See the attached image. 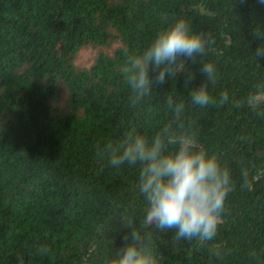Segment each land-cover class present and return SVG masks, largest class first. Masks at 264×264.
I'll return each instance as SVG.
<instances>
[{
  "label": "trees",
  "instance_id": "16d2710c",
  "mask_svg": "<svg viewBox=\"0 0 264 264\" xmlns=\"http://www.w3.org/2000/svg\"><path fill=\"white\" fill-rule=\"evenodd\" d=\"M181 18L213 41L186 61L194 79L182 72L131 106L121 66ZM261 35L258 0H0V264H105L127 242L122 215L149 233L157 264H264ZM84 50L95 53L90 66L77 64ZM202 62L217 70L208 86L217 102L205 107L188 91L205 79ZM169 94L233 181L204 245L140 225L138 168L109 162L129 130L151 137L171 119Z\"/></svg>",
  "mask_w": 264,
  "mask_h": 264
},
{
  "label": "clouds",
  "instance_id": "9594fccd",
  "mask_svg": "<svg viewBox=\"0 0 264 264\" xmlns=\"http://www.w3.org/2000/svg\"><path fill=\"white\" fill-rule=\"evenodd\" d=\"M258 3L264 5V0ZM212 43L210 35L193 31L183 18L159 32L146 49L130 55L121 66V76L130 89V105L140 104L154 88L182 72L187 71L189 81L194 79L186 61L205 55ZM261 56L264 44L256 49L255 57ZM199 71L205 79L198 87L188 88L189 99L191 104L205 107L217 102L208 90L216 80L217 70L214 63L202 62ZM228 100L229 93L224 91L218 102ZM165 103L171 119L162 122L151 137L134 128L129 130L121 143L111 148L109 162L114 168H138L137 190L145 202L140 225L151 226L156 232L174 230L175 240H196L204 245L217 235L233 188L231 173L215 154L198 147L196 136L185 130V103L176 102L171 94ZM250 103L259 107L261 101L251 98ZM114 218L130 231L124 237L127 242L105 264H157L151 237L138 227L137 220L127 215ZM212 251L221 255L219 249ZM18 264H24L22 257H18Z\"/></svg>",
  "mask_w": 264,
  "mask_h": 264
},
{
  "label": "rangeland",
  "instance_id": "374dc122",
  "mask_svg": "<svg viewBox=\"0 0 264 264\" xmlns=\"http://www.w3.org/2000/svg\"><path fill=\"white\" fill-rule=\"evenodd\" d=\"M94 52L91 50H84L80 53L77 64L81 66H90L93 63Z\"/></svg>",
  "mask_w": 264,
  "mask_h": 264
}]
</instances>
